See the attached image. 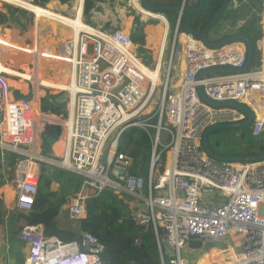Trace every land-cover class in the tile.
Masks as SVG:
<instances>
[{
    "label": "built area",
    "instance_id": "1",
    "mask_svg": "<svg viewBox=\"0 0 264 264\" xmlns=\"http://www.w3.org/2000/svg\"><path fill=\"white\" fill-rule=\"evenodd\" d=\"M186 2L183 0V6ZM83 21L86 27L91 26ZM261 23L262 36L257 41L262 53L260 66L239 74H206L202 79L198 75L205 69L244 67L248 57L245 44L233 42L211 47L192 33L182 41L177 28L164 63L162 55L155 67L142 64L130 35L123 30L79 29L77 39L61 44L52 58L66 66L57 71L55 80L69 86L72 107L69 123L59 122L63 128L64 157L55 164L85 179L80 190L66 202L71 219L86 218L89 201L104 190L124 191L139 205L130 213V218L139 227L153 226L162 264H166L165 246L170 249V264H194L182 256L191 241L204 245L238 242V236L243 237L242 244L238 245L242 247L241 254L233 253L224 260L206 264H264V159L237 164L218 161L207 154L203 146L205 130L215 123L238 121L244 116L230 108L213 107L198 91L202 85L211 100L246 103L255 114L253 135L262 134L264 8ZM65 25L76 31V27L60 23L61 27ZM218 30L223 32L224 26L220 25ZM181 62L185 70L177 85L174 73ZM147 70L152 73L158 70L161 84L154 85ZM2 89L1 132L12 145L9 149L17 155L13 164L10 160L5 163L14 172L16 207L29 212L39 193L41 165L48 160L41 148L40 124L44 120L37 117L34 100H18L13 92L8 97L9 88L4 82ZM152 104L161 106L158 122L150 123L154 114L147 120H138ZM165 115L167 122L163 123ZM131 126L156 129L148 178L131 173L132 157L119 150L120 136ZM163 131L168 135V142L161 141ZM163 153L165 158L159 170L154 162ZM20 238L28 247L27 264L68 262L72 256L85 257L88 264H110L103 258L106 244L91 232L64 242L37 226H26L20 230ZM140 241L136 239V243Z\"/></svg>",
    "mask_w": 264,
    "mask_h": 264
},
{
    "label": "trees",
    "instance_id": "2",
    "mask_svg": "<svg viewBox=\"0 0 264 264\" xmlns=\"http://www.w3.org/2000/svg\"><path fill=\"white\" fill-rule=\"evenodd\" d=\"M35 1L38 2V0ZM48 1L49 0H40L39 4L44 5ZM60 1L63 4L69 2V0ZM234 1L241 4L249 3L256 9L258 15L248 19V21L241 25L236 32H224L222 33V36L212 40L210 39L209 34L223 22L226 17V15H223L209 31L208 37L211 41L215 42L236 33L248 37L253 44L254 56L251 62V68H254L260 64L262 54L257 46V41L262 36V25L260 24V13L263 6L262 0H230V3ZM182 2L183 0H151V3L154 5L174 6L181 5ZM223 2L224 0H206L201 11L184 13L181 17L179 33H192L195 37L201 38L205 26L210 23L213 17L219 12ZM85 5L87 9L93 7V3L90 2V0H86ZM10 9V12L5 15L0 13V25L4 28L10 29L12 37H14L13 41L9 39L7 32L4 36L9 42L17 45L23 46L32 44V27L34 24L33 13L29 11H20L14 6H10ZM163 14L168 13L165 12ZM230 20L231 19L228 18L227 23ZM136 21H138V19H136ZM235 24L236 22L233 26H235ZM46 29L48 30L49 27H46ZM131 36L134 43L139 45V47H144L148 42V37L143 30H136ZM22 55L31 58L30 55ZM17 58H19V56ZM26 62H30V60ZM11 84L16 85V83L13 82ZM14 91L16 98H30V95H23L18 89ZM9 94L10 93L8 92V95ZM57 96L58 95H49L47 98L48 100L49 97L55 99ZM47 98H41V109L45 114L51 113L55 115H63L64 117L68 116V111L65 105L59 104V102H56L55 100L53 102H48ZM156 115L150 120V123L156 124L158 122L159 116L158 114ZM166 121L167 117L165 115L163 123H166ZM243 130V138L247 139V137H254L250 128H245ZM61 134L62 127L60 125L54 123H47L45 125L42 131V149L44 154H47L60 142ZM154 135L155 129L144 128L141 126H131L122 133L119 148L132 156L133 162L130 167L131 173L140 174L146 178L148 177L152 162ZM263 152L264 149L261 153ZM248 154L250 153H244V155ZM9 156H11L9 163L13 164L17 155L12 153ZM164 158L165 153L162 154L160 161L158 160L157 163L163 162ZM2 160L4 161L3 157ZM2 171L3 170H1V172ZM52 171V176H47L43 166L39 193L33 211L35 218L46 220L45 231L48 235H56L61 240L70 242L78 238L83 232H91L97 235L100 240L106 244L103 258L110 264H162L153 226L150 225L146 229L137 226L129 216L131 209L126 202V199L120 197L111 189L104 190L89 201V215L78 221L79 227L77 230L71 231L58 228L54 217L61 211L62 206L66 204L68 198L80 190L84 183V177L76 172L56 165L52 166ZM1 182L2 181H0V184ZM54 184L57 186L56 188L53 187ZM126 196L130 199V196ZM137 238H140V243H136ZM191 244L194 248L200 247L201 245L198 241H193ZM213 245L214 244L209 243L205 249L208 247L210 248ZM224 250L225 247L220 249V251ZM164 260L166 264H170V257L167 256L166 253H164Z\"/></svg>",
    "mask_w": 264,
    "mask_h": 264
},
{
    "label": "crops",
    "instance_id": "3",
    "mask_svg": "<svg viewBox=\"0 0 264 264\" xmlns=\"http://www.w3.org/2000/svg\"><path fill=\"white\" fill-rule=\"evenodd\" d=\"M20 6H23L31 11H33L38 19L40 17L46 18L47 20H52L54 23H66L67 25L71 27H76L77 31L78 29H84V30H90L86 27V25L83 23V20L88 21L92 26L100 29L103 28L104 30H112V28L119 26L123 29H126V24L128 27H130L131 17H128V15L124 12V9L116 8L115 4H118L119 2H122L123 4H126L127 6L132 7L134 10H137V12H140L142 9L140 0H90V2L93 3V7L90 9L86 8L85 2L86 0H69L68 3L63 4L60 0H49L44 6L48 7H42L33 3H30L28 0H16ZM40 1V0H39ZM192 6H196L194 2H191ZM243 6V7H242ZM237 8L242 10L243 8H252L249 3L241 4L238 2H232L230 5V9L228 12V18L231 20L227 23V19L223 20V23L221 25L224 26V32H230L234 33L237 31V29L243 25L239 23L240 18H238V12ZM242 8V9H241ZM67 9H72L73 11H76L78 13L77 19L70 18L67 16H64L63 14L57 13L58 12H65ZM111 9H116L117 14L112 13ZM120 11V13H118ZM146 15L149 16H155L157 18L158 15H153V13L143 10ZM252 11V10H251ZM250 11V12H251ZM75 12V13H76ZM167 19L163 18L165 23V31H164V37L162 40V44L159 50V58H161L162 53L166 50L167 46V34L169 31H171V27L173 29L177 28L178 20H179V14L175 13L173 18H169V16H172V13L165 14ZM169 15V16H168ZM255 14H252L254 16ZM129 19V20H128ZM181 21V19H180ZM248 21V20H247ZM236 22L235 26L234 23ZM246 23V22H245ZM180 25V24H179ZM216 39L220 36H222V33L218 30H213ZM5 35V34H4ZM4 35H0V43H6L9 48L14 49H24L26 50L27 45H17L12 42H9L7 38ZM8 35V33H7ZM148 37V36H147ZM10 39V37H9ZM182 41H185L186 37L183 33L180 38ZM148 44V42H147ZM147 44L144 46V49L146 50ZM30 47V46H29ZM29 49V48H28ZM55 51V50H54ZM28 53H31L32 51H27ZM36 53V69H29L28 67H24L25 71L29 72V75L32 79V81L35 83L39 79H44L42 73L39 69V58L42 55V51H39V47L36 46L35 52H32V54ZM52 56V53L48 54L45 57H48V59ZM52 59H50L51 61ZM157 60V61H158ZM185 70L184 63L181 62L179 68L176 71V74L178 75V79H174V81H177V84L180 83L178 81L181 78V74ZM0 73H6L9 75H15L18 76L17 73H23L18 70L13 69L11 66L5 65L0 62ZM146 73L152 77V81L154 85L159 84V76L160 72L157 70L156 72H151L150 70H147ZM177 75L175 76L177 78ZM1 79V78H0ZM56 83V81H55ZM62 85V83H61ZM66 85V84H63ZM1 87V86H0ZM68 89L69 86H68ZM6 95H8V91H6ZM0 97H1V91H0ZM36 114L37 117L43 118L44 115H41L38 106H36ZM46 118H48L49 122H61L64 121L60 117L53 115V114H46ZM66 123H69V121H64ZM0 134H2L0 129ZM254 141V142H253ZM57 145V144H56ZM248 146V148H247ZM246 152L250 153L248 155H254L261 153V151L264 149V131L262 135L259 137H250L248 140H246ZM4 155L2 154V157L4 159ZM244 155V154H243ZM228 156V155H226ZM9 160L5 159L3 162V175L4 177H7L8 182L7 184L0 187V264H27V258H28V247L27 245L21 240L20 238V230L22 227L26 226H37L39 229L43 230L45 234H47L46 230V220L35 218L33 215L34 207L29 212H22L17 209L16 207V196L14 192V172L12 167H7L5 162H8ZM1 172V173H2ZM131 201H126L129 205V208L131 210H137L138 209V203L135 202V199L132 197L130 199ZM36 205V204H35ZM56 226L60 229L64 230H77L79 227V222L77 220L71 219V217L68 214V211L64 209V211H60L55 217ZM48 235V234H47ZM56 236V235H51ZM193 242V241H192ZM189 243V245L186 247L185 251L192 252L194 250H197L198 253H202L197 259H189L194 264H206L208 262H218L220 260H224V253L227 252V246L225 247L224 251L215 250L214 247L211 246L210 248L207 247L208 244L203 245L200 242V248H194L193 245ZM217 245H220L221 242H217ZM203 249V250H202ZM171 254V253H169ZM168 255V254H167ZM216 256V257H215ZM201 259V261L199 260ZM220 264V263H219Z\"/></svg>",
    "mask_w": 264,
    "mask_h": 264
},
{
    "label": "rangeland",
    "instance_id": "4",
    "mask_svg": "<svg viewBox=\"0 0 264 264\" xmlns=\"http://www.w3.org/2000/svg\"><path fill=\"white\" fill-rule=\"evenodd\" d=\"M30 3L33 4H38L39 5V0L38 2H36L35 0H28ZM116 8H120V9H124V12L128 15V17H131V20H133V22H136L138 24L139 27H142V30L144 31V33L148 36V44H147V48L146 50L144 49V47H140L137 49V54L139 56L140 59H142L143 61H147L151 64L150 66H155L158 60V56H159V50L162 44V40L164 37V31H165V26L164 24L155 16H149L146 15L142 12H137L136 10H134L132 7L127 6L126 4H123L122 2H119L118 4H115ZM10 6H14L16 7V9H19L20 11H29L31 13H33L31 10L20 6L18 4H14V3H8L5 1H0V13L2 15H5L7 13L10 12ZM48 7V6H45ZM243 7V6H242ZM252 8H241L242 10H240L239 8H237V12H238V18H240L239 23L244 24L245 22H247L248 19L253 18L255 16L258 15V12L256 11V9L251 5ZM112 13L117 14L116 9H111ZM252 10V11H251ZM251 11V12H250ZM120 13V11L118 12ZM156 14V13H155ZM170 14V13H169ZM172 16H169V18H173L175 13H172ZM252 14H255L254 16H252ZM34 15V13H33ZM36 17V16H35ZM229 16L227 15L225 17L228 18ZM135 18L138 19V21H135ZM37 19V17H36ZM40 20V19H39ZM38 20V21H39ZM129 20V19H128ZM42 23H45L47 25H50L51 29L50 31L46 34L43 35V37H40L38 31H37V27H36V31H35V39H34V28H32V35H33V40H34V45L32 46L27 45V46H23L26 47L27 49H14V48H9L7 46H0V62L11 66L13 69L18 70L20 72H24L25 69L24 67H28L29 69L33 70L34 69V65L31 64V61H33V56H32V52L35 51L36 46H40L39 50L42 51V55H40L41 57L44 56V58H39L40 64H39V69L40 72L42 73L44 79L42 80L41 83L45 84L48 88H54L55 87V75L54 74V70H56L59 66H61V62L57 61V63H52L51 65L47 66L44 64H47L48 61H50V59L45 58V56H47L48 54H50L51 52L45 51L47 49L50 48V50L54 51L56 50V46H55V28H56V24L52 21V20H47V19H42L41 20ZM58 25V24H57ZM126 31H128L129 33L132 32V28L128 27L126 24ZM174 30L171 27V31H169V33L167 34V46H166V50L164 51V58H163V63L165 60V57L167 56V48L170 45V42L172 40V35L174 34ZM6 32L8 33V36L10 37V39L13 41L12 34L9 28H4L2 25H0V35H4L6 34ZM210 39L215 40L216 36L213 32V30L210 32L209 34ZM150 38V39H149ZM32 46V47H29ZM29 48V49H28ZM27 51H32L31 54L28 53ZM22 54L28 55L30 54L31 58L29 56H23ZM19 56V58H17ZM36 57V54H35ZM21 58V59H20ZM30 60V62H26ZM25 61V62H24ZM48 71V72H47ZM20 74H18L19 76ZM176 72L174 73V77L176 76ZM15 76V75H9V74H0V91H1V99L0 100H4V91L2 89L3 87V82L8 86V92H13L14 90H16V87H18L19 89H21L22 93L27 94L28 90H27V84L24 83V79L28 78L30 80L31 77L29 75V72H25V74L22 75V78ZM178 79V75L177 78L175 77V80ZM178 81L181 82V79H179ZM16 83V85H12L11 83ZM37 82V81H36ZM61 84V83H59ZM180 84V83H179ZM21 85V86H20ZM31 92L27 95H30V98H33L34 93H35V87L34 85H29ZM24 87V88H22ZM65 85H63L62 83V88L65 89ZM43 94L41 95L42 97H46L49 95H59L60 92L59 90H54V89H47L45 91H42ZM24 94V95H25ZM158 103H159V97H157ZM49 102V100H48ZM67 103V102H66ZM64 103V104H66ZM61 104V103H60ZM63 104V103H62ZM38 106V105H36ZM66 107H68V104H66ZM161 106H159L158 104H152L147 111L143 112L139 118L143 117L144 115H146L145 119L142 120H147L152 114H154L152 117H150L151 119L154 118V116L156 115V113L160 110ZM40 112V111H39ZM166 112V106H165V111ZM41 115H45L43 119H47L44 121H48L49 119L46 118V114L40 112ZM159 116V112L157 113ZM150 115V116H148ZM148 116V117H147ZM157 116V115H156ZM150 119V120H151ZM167 122V121H166ZM42 125V123L40 124ZM1 129V127H0ZM243 129L241 128H237V129H222V130H216L213 131L210 135H209V144L211 149L217 153V154H223V155H238V154H244L246 152V140H248L250 137L243 138ZM161 141H169L168 135L166 132H162L161 133ZM3 146L5 148H3ZM12 145L9 144L8 140L6 137H4V135L0 134V170L3 168L1 162L2 160V154H3V150L5 154H7V159L10 160L11 156H9L10 154H12V151L9 149L11 148ZM55 149V147H54ZM58 157H64V153L63 151L57 153ZM5 157V155H4ZM161 159V158H160ZM159 159V161H160ZM162 162L158 163V169L160 168ZM2 177V178H1ZM0 187H2L3 185L7 184L8 179L7 177L2 176V174L0 173ZM120 197H124L126 199V201H131L130 199L127 198L125 193L120 192L118 194ZM238 236V235H237ZM239 239V243L242 244L243 242V237L242 236H238ZM227 245H224V243H220V245L215 244L214 248L215 250H220L223 249L224 247H226ZM200 248V247H197ZM227 251L230 250V248L227 246ZM203 250V249H202ZM234 252L240 253L242 251L241 247H238L236 244H234ZM166 252L170 253V249L168 248V246H166ZM232 253V251L224 253L226 256ZM200 255H202V253H198L197 250L190 252H186V251H182V256L186 257L187 259H197V257H199ZM199 260L201 261V259L199 258ZM220 264H224V262H221Z\"/></svg>",
    "mask_w": 264,
    "mask_h": 264
},
{
    "label": "clouds",
    "instance_id": "5",
    "mask_svg": "<svg viewBox=\"0 0 264 264\" xmlns=\"http://www.w3.org/2000/svg\"><path fill=\"white\" fill-rule=\"evenodd\" d=\"M191 2H194L193 0H187V2H186V5H184V6H190V7H197L198 5H199V2H200V0H199V2L198 3H195V5L196 6H192L191 5ZM234 2H237V1H234ZM233 2V3H234ZM141 3V2H140ZM183 3V2H182ZM36 5H38V4H36ZM40 5V4H39ZM182 6H183V4H181ZM230 5H231V3L229 2V5H228V8L225 10V13H224V15H226L227 16V14H228V12H229V9H230ZM262 5H263V0H262ZM40 6H42V7H45L44 5H40ZM141 6H142V4H141ZM263 6H262V11H261V13H260V15H261V20H260V24L262 25V23H261V21H262V13H263ZM142 9L143 10H145V11H148V10H146L143 6H142ZM143 10H141L140 12H142V13H144V11ZM137 11V10H136ZM33 12V11H32ZM57 13H60V14H63L64 16H67V17H70V18H77L78 17V13L76 12V11H73L72 12V9H67L65 12H58V11H56ZM76 12V13H75ZM148 12H151V11H148ZM34 13V12H33ZM151 13H153V15H158V19L164 24V26H165V23H164V20H163V18H165V19H167V17H166V15L165 14H163V13H165V12H163V13H161V12H151ZM156 13V14H155ZM166 13H170V12H166ZM145 14V13H144ZM178 14V13H177ZM36 15H35V13H34V24H33V27L32 28H34V39H35V31H36V27H37V31H38V33H39V35H40V37H43V35H46L49 31H50V29H51V27H50V25H47V24H45V23H42V19H40L38 22H37V19H36V17H35ZM151 17H152V15H151ZM182 17V16H181ZM181 17H179V20H178V25H177V28H178V31H177V34H178V36H180L181 37V35H183V33H179V24H180V19H181ZM44 19H46V18H44ZM83 21V20H82ZM86 21V20H85ZM135 21H136V18H135ZM88 22V21H87ZM83 23H84V21H83ZM223 23V22H222ZM221 23V24H222ZM56 24V28H55V40H56V42H57V46H58V50L54 53V54H57L58 52H59V50L61 49V44H66V43H68L69 41H71V39L72 38H75V39H77V37L79 36V29H78V31H77V28H76V31H74L73 32V30L72 29H69V28H67V26L65 25V26H60V23H55ZM58 24V25H57ZM85 24V23H84ZM88 24H90V23H88ZM221 24H219L215 29L217 30V28L221 25ZM91 25V24H90ZM44 26H46V27H49V29L47 30L46 29V27H44ZM60 27H61V29H60ZM73 28V27H72ZM87 28H89L90 30H86V31H89V32H96V30H104L103 28H100V29H98V28H96V27H94V26H88ZM130 28H132L133 30H132V32H128V31H126L125 29H123V28H121V27H119V26H116V27H114V28H112V30H104V31H106V32H115V31H117V30H123L125 33H127V34H129L130 35V38H131V40H132V42H133V44L136 46V49H135V51L137 52V49L138 48H140L139 47V45H137V44H135L134 43V41H133V39H132V36H131V34L133 33V32H135L136 30H142V27H139L138 26V24L136 23V22H131V25H130ZM176 28V29H177ZM175 29V30H176ZM214 29V30H215ZM174 30V34H175V31ZM59 31V35L57 34V32ZM221 33H224V31L223 32H221ZM173 34V35H174ZM188 34H190V33H184V35H185V37H186V35H188ZM173 35H172V37H173ZM58 36V37H57ZM202 38V37H201ZM236 42H242V41H236ZM233 43V42H232ZM242 43H244V42H242ZM245 44V43H244ZM32 46L34 45V40H33V43L31 44ZM32 46H30V47H32ZM246 46V45H245ZM258 46V45H257ZM246 49H247V47H246ZM31 54V53H30ZM30 54H28V55H30ZM53 55V54H52ZM162 55H164V53H162ZM32 56H33V61H31V64H33L34 65V69H36V63H35V61H36V57H35V54H32ZM162 57V56H161ZM41 58H44V56L43 57H41ZM45 58H48V57H45ZM138 58H139V56H138ZM49 59H52L51 61H48L47 62V64H44V65H47V66H49V65H51L52 63H57V61H60V60H55L54 58H52V56L49 58ZM139 60L142 62V64H147V65H151L149 62H147V61H143L142 59H140L139 58ZM160 60H161V58L157 61L158 63L160 62ZM260 60H261V58H260ZM61 62V66H59L56 70H54V74L53 75H55V79H56V73H57V71L59 70V69H64V66H66V64H64L62 61H60ZM261 63V62H260ZM261 64H259V65H257L256 67H254V68H251V65H250V67L248 68V70L247 71H245V72H248V71H250V70H252V69H255V68H257L258 66H260ZM155 66H157V65H155ZM155 66H151V67H155ZM232 68V67H231ZM150 70H152V69H150ZM48 72V71H47ZM230 73H234V72H226V73H215V74H209V75H216V74H230ZM241 73H244V72H241ZM2 74H6V73H2ZM236 74H239V73H236ZM18 77H20V76H18ZM21 78V77H20ZM203 78V77H202ZM181 79V78H180ZM176 84H177V81H174ZM24 83H26L27 84V90H28V93L27 94H29L30 92H31V89H30V86L29 85H34L32 82H30V80L29 79H24ZM177 85H179V84H177ZM203 87V86H202ZM16 89H18V90H20V92H21V89H19L18 87H16ZM47 89H53V88H48V87H46V86H44V85H39V90L42 92V91H45V90H47ZM54 90H57V89H54ZM66 93H67V99H68V102L66 103V104H68V107H66V109H67V111H68V116L67 117H64L63 115H56V116H58V117H60L61 119H63L64 121H67L68 120V118H69V113H70V111H69V109H70V107H72V103H71V98H72V96L70 97V94H69V92H68V90L67 89H63ZM203 90H204V88H203ZM22 93V92H21ZM205 93V92H204ZM23 95L25 94V93H22ZM27 94H25V95H27ZM14 95H15V91H14ZM41 95L42 94H39L38 95V99H39V103H38V107H39V111L40 112H42V113H45V112H43L42 111V109H41ZM206 95V94H205ZM207 96V95H206ZM208 97V96H207ZM15 98H16V96H15ZM37 98V91H35V93H34V96H33V98H16V99H18V100H21V99H24V100H26V101H29V100H35ZM202 98V97H201ZM209 98V97H208ZM203 99V98H202ZM210 99V98H209ZM47 100H48V98H47ZM205 101V100H204ZM214 101V100H213ZM227 101H229V100H227ZM233 101H237V100H233ZM206 102V101H205ZM217 102H224V101H217ZM237 102H239V103H241V104H243V105H245V106H247V107H249L246 103H244V102H242V101H237ZM63 102H61V104H62ZM60 104V103H59ZM66 104H64L63 103V105H65L66 106ZM209 104V103H208ZM211 105V104H210ZM214 107V106H213ZM215 108H217V107H215ZM233 109V110H235L238 114H240V115H243L244 117L242 118V119H240V120H238V121H241V120H244L245 118H246V115L244 114V113H242L241 111H239V110H237V109H235V108H232V107H224V108H217V109ZM250 108V107H249ZM251 109V108H250ZM254 113V112H253ZM49 114H51V113H49ZM53 115H55V114H53ZM147 115V114H146ZM146 115H144L143 117H141V118H137L138 120H142V119H145L146 117ZM149 116V115H148ZM147 116V117H148ZM254 120H255V114H254ZM223 122H237V121H228V120H225V121H222V122H219V123H223ZM47 123H54V124H58V125H60L61 127H62V125L61 124H59V123H57V122H49V121H44L43 123H42V125H41V127H42V131H43V129H44V127H45V125L47 124ZM253 123H254V121H253ZM215 124H217V123H215ZM214 125V124H213ZM213 125H211V126H213ZM210 126V127H211ZM252 126H253V124L251 125V127H249L250 128V130H251V133H252ZM209 128V127H208ZM207 128V129H208ZM154 129V128H153ZM206 129V130H207ZM205 130V131H206ZM42 131H41V139H42ZM264 131V130H263ZM263 133V132H262ZM155 135H156V129H155ZM155 135H154V137H155ZM204 135V134H203ZM252 135H253V133H252ZM262 135V134H261ZM254 137H257V136H255V135H253ZM121 137V136H120ZM154 137H153V144H154ZM259 137V136H258ZM63 128H62V134H61V136H60V140L62 139V141H63ZM59 140V141H60ZM119 144H120V140H119ZM41 148H42V143H41ZM107 148L109 149V144L107 145ZM106 148V149H107ZM54 149V148H53ZM108 149H107V151H108ZM119 150H121L120 148H119ZM153 150H154V146H153ZM107 151H105V157H106V154H107ZM122 151V150H121ZM42 152H43V149H42ZM124 152V151H123ZM49 153V152H48ZM48 153L47 154H44L45 156H47V158H48V160L46 161V162H43L42 163V165H41V174H42V170H43V166H45V164L47 163V162H52L53 163V165H56L55 164V161H57L59 158H61L60 156L58 157V155H57V158H55V159H50L49 157H48ZM126 153V152H125ZM126 154H128V153H126ZM208 154V153H207ZM258 154H261V153H258ZM129 155V154H128ZM131 156V155H130ZM222 156H226V155H222ZM231 156V155H230ZM132 157V156H131ZM152 157H153V155H152ZM5 159H7V157H5ZM8 160V159H7ZM217 160V159H216ZM219 161V160H218ZM132 162H133V159H132ZM222 162H228V161H222ZM253 162H257V161H253ZM231 163H237V164H242V163H248V162H231ZM250 163V162H249ZM1 164H2V162H1ZM152 164H153V160H152V162H151V165H150V168H151V166H152ZM154 164L156 165V168H158V163L156 162H154ZM56 166H59V165H56ZM2 167H3V164H2ZM60 167V166H59ZM131 167V166H130ZM160 168H161V165H160ZM160 168H159V170H160ZM65 169V168H64ZM67 170H69V169H67ZM130 170V169H129ZM71 171V170H70ZM149 171H150V169H149ZM0 173H1V170H0ZM2 175H3V173H1ZM148 176H149V173H148ZM145 177V176H144ZM148 178V177H147ZM85 180V179H84ZM112 190V189H111ZM114 191V190H113ZM115 192V191H114ZM116 194H119L120 192H115ZM122 193H125L124 191H122ZM125 194H127V193H125ZM128 196H130V195H128ZM130 199H132V197L130 196ZM66 209V208H65ZM67 210V209H66ZM133 210H131V212H132ZM144 228V227H143ZM146 229V228H145ZM50 236V235H49ZM58 237V236H57ZM59 238V237H58ZM60 239V238H59ZM63 241V240H62ZM65 242V241H64ZM192 242V241H191ZM201 243V242H200ZM209 243H212V242H209ZM209 243H206V244H209ZM214 244H218L217 242H213ZM212 243V244H213ZM221 243H224V242H221ZM158 244V243H157ZM202 244V243H201ZM205 244V245H206ZM234 244H236L237 246L240 244L239 243V239H238V242H226V243H224V245H227L229 248H230V250L229 251H227V252H230V251H232V253H229L227 256L224 254L223 256H224V258L225 257H228V256H230V255H232L233 253H237V252H234L233 251V249H234ZM189 245V244H188ZM204 245V244H203ZM233 246V247H232ZM239 247V246H238ZM159 248V247H158ZM242 248V247H241ZM227 252H225V253H227ZM164 253H166V255L167 256H169V257H171V254H169V253H167L166 252V246L165 247H163V254ZM242 253V251L240 252V253H237V254H241ZM27 260H28V258H27ZM189 260V259H188ZM190 261V260H189ZM27 262V261H26ZM192 262V261H191ZM89 262H88V259L87 258H85V257H82V256H72V257H70V259H69V261L68 262H61V261H59V262H57L56 264H88Z\"/></svg>",
    "mask_w": 264,
    "mask_h": 264
},
{
    "label": "water",
    "instance_id": "6",
    "mask_svg": "<svg viewBox=\"0 0 264 264\" xmlns=\"http://www.w3.org/2000/svg\"><path fill=\"white\" fill-rule=\"evenodd\" d=\"M205 1L206 0H200L199 5L197 7H190V6H182V5H174V6L154 5L151 3V0H140L142 6L148 11L178 13L179 17H181L186 12H199V11H201L205 5ZM229 2H230V0H224L223 5H222L221 9L219 10V12L213 17L211 22L205 26L203 33H202V39L204 40V42L207 45H209L211 47H220V46L232 43V42L242 41L245 43V45L247 47V53H248L247 61L244 65V67H242V68L214 67V68L205 69L199 73L198 79H202V77L206 74L226 73V72H228V73L229 72H234V73L245 72L248 70V68L251 65V62H252V59L254 56L253 44H252L251 40L248 37H246L245 35L240 34V33H236L232 36L223 38V39L216 41V42L211 41L208 37L209 31L219 21V19L224 15L225 10L228 8ZM179 47H180V45H179ZM198 91H199L200 96L203 98V100H205L207 103L211 104L212 106L217 107V108L232 107V108H235V109L241 111L242 113H244L246 115V118L244 120H241V121L217 123V124H214L213 126L209 127L204 132V135H203V146L205 148V151L211 157H213L219 161L253 162V161L263 160L264 159V152L261 154H254V155L222 156L220 154L215 153L211 149L210 144H209V135L213 131L222 130V129H237V128L245 129V128H249L253 124L254 113L249 107H247V106H245V105H243L237 101L229 100V101H224V102H217V101H213V100L209 99L205 95L202 85L198 86ZM107 149H106V151H107ZM48 157L50 159L57 158V154L55 153L54 149H51L49 151ZM102 162L103 163L106 162L105 156L103 157ZM52 166H53L52 162H47L44 166L45 174L49 177L52 176V174H53ZM53 187L56 188L57 186L54 184ZM65 208H66V204H64L62 206L61 211L63 212Z\"/></svg>",
    "mask_w": 264,
    "mask_h": 264
},
{
    "label": "bare ground",
    "instance_id": "7",
    "mask_svg": "<svg viewBox=\"0 0 264 264\" xmlns=\"http://www.w3.org/2000/svg\"><path fill=\"white\" fill-rule=\"evenodd\" d=\"M0 1H5V2H8V3L10 2V3L18 4V2H17L16 0H0ZM18 5H19V4H18ZM40 19H44V18H43V17H40ZM38 20H39V19L37 18V22H38ZM149 39H150V38H149ZM55 41H56V40H55ZM56 44H57V42H55V46H56V50H55V51L50 50V48L47 49V50H45V51H48V50H49L52 54H54V53L58 50V46H57ZM1 45H3V46H7V47H8V45H7L6 43H0V46H1ZM37 47L40 48L39 45H38ZM39 51H40V50H39ZM34 52H35V51H34ZM35 54H36V53H35ZM157 64H158V62L156 63V65H157ZM18 74H20V73H17V75H18ZM23 74H25V72L21 73L19 76L22 78V75H23ZM160 75H161V73H160ZM160 75H159V84H161ZM25 79H28V78H25ZM29 80H30V79H29ZM42 80H43V79H39L37 82L34 83L35 90L37 91V98L34 100V104H35V106L38 105V103H39L38 95H39V94H43V92H41V91L39 90V85H44V86H46L45 84L41 83ZM65 86H66L65 89H68V85L66 84ZM46 87H47V86H46ZM22 88H24V87H22ZM53 89H57V90H59L60 94H59L55 99H53V97H49V101H50V102H53L54 100H55L56 102H59V103H61V102H63V103L68 102V99H67V93L63 90L61 84L56 83V84H55V87H54ZM44 116H45V115H44ZM43 120H47V119H43ZM54 151H55L56 154L59 153V152H61V151H63V141H62V139L60 140V142H59L57 145H55V149H54ZM68 160H69V157L67 156L66 161L68 162Z\"/></svg>",
    "mask_w": 264,
    "mask_h": 264
}]
</instances>
